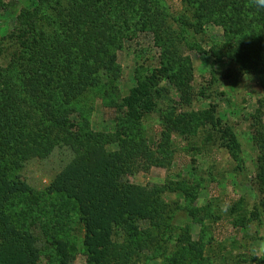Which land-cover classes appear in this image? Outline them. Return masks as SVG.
<instances>
[{"label": "trees", "instance_id": "1", "mask_svg": "<svg viewBox=\"0 0 264 264\" xmlns=\"http://www.w3.org/2000/svg\"><path fill=\"white\" fill-rule=\"evenodd\" d=\"M30 1L33 2V7L20 9L15 14L16 22L10 32L0 35V57L6 58L5 64L0 66V264H26L29 260L24 250L31 247L37 254V250L47 248L44 228L38 224L30 225L27 222L28 219L31 220V217L28 218L29 211L23 212L21 209L27 205L22 194L35 192L23 178L22 170L33 159L47 158L53 150L62 148L69 152V158L41 192L63 193V204L73 201L77 204L80 217L78 222L82 223L84 229L81 227L84 231L83 252L87 256V264H138L145 252L167 257V244L175 245L171 253L174 264L177 260H185L183 252L189 248L194 250L196 242L192 244L189 237L187 239V228H176L178 235L174 240L175 228L170 223L172 207L166 201L157 199L154 203H147V206H151L147 207L149 214H140L138 208H135L140 202L141 192L145 191L144 202L146 198L150 202L154 199L151 195L173 191L177 188V183L170 180L150 188H142L131 184L128 175L151 166L169 168L176 151L174 135L191 142L197 141L195 138L201 136L205 137L203 139H217L235 162L233 173L240 174L246 168L234 128L228 123V119H222L218 115V110L213 106L208 109L191 108L196 95L195 88L189 81L192 73L188 70H191V64L176 57L175 51L164 47L159 67L150 70L148 67L151 74L146 79L145 76L143 80L135 78V84L118 104L117 115L122 119L121 124L115 125L114 131L79 133L76 124L55 101L56 97H61L68 103L76 95L82 94L86 90L80 88L84 80L89 82L88 86L95 83L93 72H97V68L81 66V58L72 56L77 53V56L81 54L82 57L87 49L84 42L76 43V30L79 32L86 29L88 34H95L96 39L100 37L101 31L107 27L109 11L113 12L119 1L73 2L71 11L66 13H62L65 8L62 7L61 0ZM246 1L248 0H222L223 11L233 3L238 8V15L243 17L240 11H243ZM208 3L207 1L205 4ZM55 6L56 12L52 17L72 16L78 25L76 27L74 23L75 31L70 27H63L59 33L64 36H57L49 41L46 40L45 30L37 29L35 25L43 10H54ZM253 10L262 23L258 30L257 25L252 29L257 32L258 38H255L254 46L258 48L257 53H260L264 51V8L254 5ZM240 25L238 20L233 21L232 18L229 21L226 18L225 31L230 32L229 28ZM241 27L246 28L244 25ZM54 29L58 31L60 28ZM22 34H27L28 39H21ZM6 43L13 50L10 57H6ZM175 48L177 47L172 46L173 50ZM241 51L240 59L245 64L246 56L243 49ZM94 58L97 56L91 53L90 60L93 61ZM231 58L236 57L231 55ZM260 59L262 55L258 54L256 61ZM57 61H62L61 68L50 65ZM104 68L107 66L104 65ZM258 71L257 75L264 88V64L258 67ZM53 73L54 76L51 77ZM165 81L179 90L177 98L167 97L161 86ZM77 85V93L72 94ZM182 85H186L183 90ZM163 99H166L164 104ZM153 112L157 113L161 125L155 141L148 134L144 122ZM253 138L257 142H263L262 122L256 123ZM112 146L114 149H111ZM262 152V156L258 158L260 162H264V148ZM98 153L102 155L98 157ZM84 175L88 179L83 180ZM15 192L20 197L17 201L11 198ZM190 193V200L183 209L193 219L202 222L205 219V209L193 206L196 196L195 193ZM233 205L239 212L241 225L246 227L255 219L264 222V206L253 204L247 207V202H236ZM51 209L56 212L53 207L48 208L47 212ZM56 214L60 215L58 212ZM142 221H147V226ZM65 226L67 224L63 227ZM261 226L264 227V224ZM62 264L73 262L70 259Z\"/></svg>", "mask_w": 264, "mask_h": 264}, {"label": "rangeland", "instance_id": "2", "mask_svg": "<svg viewBox=\"0 0 264 264\" xmlns=\"http://www.w3.org/2000/svg\"><path fill=\"white\" fill-rule=\"evenodd\" d=\"M118 1L114 11L110 10L107 15V27L101 31L102 37L96 39L95 34H88L86 29L79 30L80 34L76 30V43L84 42L87 49L82 57L81 54L77 56V53L72 56L81 58V66L97 68V72H93L95 83L88 86L89 82L84 80L80 84V88H86L82 94L76 95L68 103L64 98L56 97L57 105L66 111L79 133L114 131L115 125L121 124L122 120L117 115L118 104L135 84V78L143 80L145 76L146 79L151 74V68L159 67L164 47L175 51L176 57L187 60L191 64L188 72L192 73L189 81L196 93L191 108L208 109L213 106L222 119L229 120L227 122L237 134L246 171L233 173L235 162L217 139H203L205 137L201 136L191 142L174 135L176 151L169 168L151 166L149 169H140L128 175V180L142 188L171 180L177 183V188L160 195H151L154 199L150 202L148 198L144 202L145 191H140V202H136L138 207L135 208L140 214H149L147 207L151 206H147V203H154L157 199L166 201L172 207L170 223L175 228L174 240L178 235L176 228H187V239L189 237L192 244L196 242V248L190 250L187 247L189 249L183 252L185 260H177L176 264H264V227L261 226L264 222L255 219L246 227L241 225L239 212L233 205L247 202V207L253 204L264 206V162L258 161L263 153L264 140L257 142L253 138L256 123L262 122L264 125V88L257 75L258 67L264 64V51L257 53L258 48L254 44L258 35L252 30L256 25V30L262 27L254 14L253 6L256 4L253 0L246 1L243 11H240L243 17H240L233 3L223 11L222 0ZM207 1L209 3L205 4ZM73 2L83 3L82 0H61L65 8L62 13L71 11ZM32 3L30 0H0V35L10 32L16 22L15 14L20 9H31ZM56 7L54 10H43L35 25L37 29L45 30L46 40L49 41L62 36L59 32L63 27L75 31V25H78L72 16L52 17ZM226 18L229 21L232 18L233 21L238 20L240 27L225 31ZM56 27L60 29L56 31ZM28 37L27 34L21 35V39ZM5 46L8 47L6 57H10L13 50L7 43ZM172 46L177 48L173 50ZM240 48L246 56L245 64L240 59ZM91 53L97 56L93 61L90 60ZM258 54L262 55L260 61H256ZM231 55L237 59H232ZM5 62L6 58L0 57V66ZM61 62L50 65L61 68ZM167 81L161 84L167 97L177 98L179 90ZM185 86L182 85L181 90ZM78 89L79 85L72 94H76ZM165 102L166 99H163L162 104ZM148 116L144 122L148 134L155 141L161 125L157 113ZM98 155L100 157L102 154ZM68 158L69 152L65 148L56 149L47 158L33 159L22 170L26 182L40 193H23L27 205L21 209L23 212L29 211L28 218L31 217V220L27 222L30 225L38 224L44 228L48 241L47 248L37 250V254L31 247L24 250L29 260L26 264H62L70 259L73 264H87V256L83 252L84 229L82 223L78 222L77 204L74 201L63 204V193L41 192ZM82 177L83 180L88 179L85 175ZM189 192L196 196L193 206L205 209L202 222L193 219L183 209L190 200ZM11 198L17 201L20 197L15 192ZM50 207L60 215L52 209L48 213ZM144 223L147 226L148 222L142 221ZM65 224L67 226L63 227ZM174 247L165 245L167 257L154 256L148 250L138 264H174L171 255Z\"/></svg>", "mask_w": 264, "mask_h": 264}, {"label": "clouds", "instance_id": "3", "mask_svg": "<svg viewBox=\"0 0 264 264\" xmlns=\"http://www.w3.org/2000/svg\"><path fill=\"white\" fill-rule=\"evenodd\" d=\"M253 2L261 8H264V0H253Z\"/></svg>", "mask_w": 264, "mask_h": 264}]
</instances>
